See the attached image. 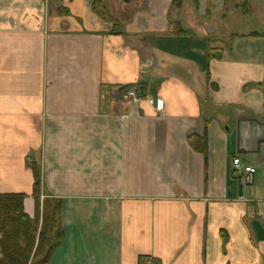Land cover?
<instances>
[{
	"label": "crops",
	"instance_id": "0c3cea01",
	"mask_svg": "<svg viewBox=\"0 0 264 264\" xmlns=\"http://www.w3.org/2000/svg\"><path fill=\"white\" fill-rule=\"evenodd\" d=\"M93 1L0 0V195L34 219L39 165L51 264H264V32L218 28L242 13L225 0H128L116 35ZM176 1L192 37L170 34Z\"/></svg>",
	"mask_w": 264,
	"mask_h": 264
},
{
	"label": "trees",
	"instance_id": "16d2710c",
	"mask_svg": "<svg viewBox=\"0 0 264 264\" xmlns=\"http://www.w3.org/2000/svg\"><path fill=\"white\" fill-rule=\"evenodd\" d=\"M211 4V0H209ZM93 12L102 20L113 25V33L122 34V21L110 11L108 0H94ZM183 8L182 2H174L169 12L170 34L178 37H192L177 21ZM241 11L244 16L253 15L248 0H225L224 14ZM258 35V34H257ZM264 37L263 35H258ZM207 45V44H206ZM208 60L214 57L213 50ZM126 96L131 91L145 90L137 85L122 88ZM34 172L33 197L36 202V217L31 219L24 211L26 195H0V264H51L52 257L63 241L61 228L62 202L53 198L42 200V173L37 163L30 165Z\"/></svg>",
	"mask_w": 264,
	"mask_h": 264
},
{
	"label": "rangeland",
	"instance_id": "374dc122",
	"mask_svg": "<svg viewBox=\"0 0 264 264\" xmlns=\"http://www.w3.org/2000/svg\"><path fill=\"white\" fill-rule=\"evenodd\" d=\"M127 3H129L128 0H113V7H114V12H115L114 17H116L117 19L121 21L124 19H127L126 14H125L126 16L125 18L121 15L124 12L123 9ZM220 13L221 11L217 12L216 17L221 16ZM224 24H225V27H224ZM224 24L222 25L223 27H218V28H230L234 31V33H247L248 31H255V32H262V33L264 32V24H261L257 20V18H255L254 13L251 16H244L242 13H238L237 15L227 19V22H225ZM215 27L217 28V25ZM218 34L222 35V37L220 36V39L221 38L224 39V36L227 35V33L224 31H221ZM0 259H1V255H0Z\"/></svg>",
	"mask_w": 264,
	"mask_h": 264
},
{
	"label": "built area",
	"instance_id": "2783aa9c",
	"mask_svg": "<svg viewBox=\"0 0 264 264\" xmlns=\"http://www.w3.org/2000/svg\"><path fill=\"white\" fill-rule=\"evenodd\" d=\"M127 97L135 103L146 101L149 105L154 106L157 112L164 111V104L161 101L155 100L150 96H141L136 91H131ZM233 174L234 177L243 185H247L252 182L253 175L256 170L250 166L243 164L241 159L237 158L233 162ZM147 264H153L148 262Z\"/></svg>",
	"mask_w": 264,
	"mask_h": 264
}]
</instances>
